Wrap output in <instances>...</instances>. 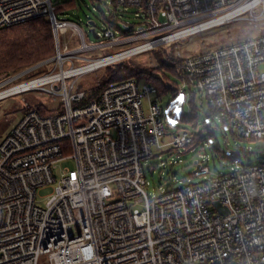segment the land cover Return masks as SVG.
Masks as SVG:
<instances>
[{
  "label": "built area",
  "instance_id": "built-area-1",
  "mask_svg": "<svg viewBox=\"0 0 264 264\" xmlns=\"http://www.w3.org/2000/svg\"><path fill=\"white\" fill-rule=\"evenodd\" d=\"M113 4L114 14L142 9V19L125 21L124 29L104 19L96 24L101 40L89 42L80 23L57 15L54 0H0V28L45 15L58 44L51 72L16 82L28 73L23 70L1 79L0 100L43 88L60 96L63 108L54 114L29 108L0 143V264H264V160L247 161L240 148L229 171L213 173L207 154L195 170L204 179L151 195L144 164L169 128L157 88L129 78L88 97L90 89L68 82L158 44L246 19L256 35L185 56L178 99L203 92L231 131L264 139V0ZM137 41L108 55H82ZM97 61L102 65L92 68ZM193 139L182 128L165 145L185 148ZM67 157L74 167L55 174ZM56 181L45 205L38 204L37 190Z\"/></svg>",
  "mask_w": 264,
  "mask_h": 264
},
{
  "label": "rangeland",
  "instance_id": "rangeland-1",
  "mask_svg": "<svg viewBox=\"0 0 264 264\" xmlns=\"http://www.w3.org/2000/svg\"><path fill=\"white\" fill-rule=\"evenodd\" d=\"M66 1L67 0H60V4ZM74 1L76 4L64 15H61V17L80 23L86 33L87 41L94 42L101 40V38H96L91 32V24L89 21L95 20L98 27H100L102 25V20L110 19V10H112L114 5L112 0ZM138 11L142 13V9L137 7H130L124 12L117 11V14L112 16V21L116 22L122 29H124L125 21L136 23L140 22L142 17L137 15ZM71 33V31H67L65 33V37L71 36ZM257 33L258 32L254 29V23H251L246 19H238L217 27L200 31L196 34H192L173 42L161 43L157 46L162 45L161 48L163 51L161 56L166 60L169 59L171 52L183 58L192 53L251 37ZM71 39L74 44L73 46H77L79 44L77 35H72ZM138 42L139 41L131 42L129 44L119 45L112 48H101L97 51L84 52L82 55L90 58H95L100 55H108L113 51L123 49ZM54 47L57 53L58 44L56 40ZM148 50H151V48ZM56 53L30 67L19 70L21 72L32 68L37 64H41L32 70L27 71H31V73L29 75H25L24 77L22 76L20 79H17L16 82L31 79L33 77H38L51 72L56 65V61L52 59ZM141 59L142 61L147 60V62L151 64L158 63L157 54L142 55ZM45 60L47 61L45 62ZM83 62L84 61H81L79 63ZM105 68V66H101L93 71L68 79V82L70 84L75 80V90L87 91L90 89L92 91V89L97 87L103 79L106 72ZM172 78L173 80L178 81V79L173 75ZM13 83L15 82L13 81L10 84ZM107 86L105 85V87ZM160 99L162 101V105L166 106L168 101L171 99V95L166 94ZM188 100L189 97L185 100V108H187L190 112L191 109H189L190 104ZM179 101L182 102L181 100ZM36 104L45 105L48 109L53 110L52 113H58L63 110L62 107L58 108L59 105L61 106L60 96H54L50 91L43 88L14 94L0 100V143L8 135L12 128L23 118L27 109ZM144 105L145 107L147 106L146 101ZM195 105L200 112V115L196 120V122L198 121L197 125H194L192 122H181L174 117L168 116V112L166 108H164L163 117L167 123L169 121L172 124V127L167 128L166 134L162 139V144L164 145L155 146L153 148L155 153L154 157L146 160L144 164L146 180L148 182L146 189L151 195L158 193L161 189L176 188L181 185L195 183L204 179V175L198 176L195 174L197 167L196 161H202L204 156H207V154L210 155V161L207 162V164L213 173H217L219 171H229L231 169L232 156L240 152V148L245 151V154L243 155L245 160L251 161L252 163H258L264 160V139L255 138L251 140L243 138L239 132L231 131L228 124L225 123L219 115L209 116V98L203 92L197 91ZM204 120H206V123H204ZM208 123L212 125V135L204 128V124L206 125ZM180 126L185 127L192 132H197L199 129H202L206 137L193 147L190 145L185 148H170L171 146H166L165 143L171 139L173 133L182 129ZM70 153L71 151H67L65 154ZM74 165L75 163L73 158H63L58 162L55 174H60L61 170L65 168H72ZM56 184L57 181L40 187L37 190L38 204L45 205L48 196L53 193Z\"/></svg>",
  "mask_w": 264,
  "mask_h": 264
},
{
  "label": "trees",
  "instance_id": "trees-1",
  "mask_svg": "<svg viewBox=\"0 0 264 264\" xmlns=\"http://www.w3.org/2000/svg\"><path fill=\"white\" fill-rule=\"evenodd\" d=\"M113 1L114 0H112V3ZM54 2L57 8V15L59 16L64 15L70 10L71 7L76 4L74 0H71L68 3L62 2L61 4L60 0ZM110 13L111 18L108 19V21L111 22L114 27H120L116 22L112 21L114 12L110 10ZM135 24L136 22H132V25ZM54 45L55 36L52 23L51 20L45 15L20 24L1 27L0 80L14 75L20 72L19 70L30 67L39 61L46 59L47 57L53 56L56 53ZM161 47L162 45L105 65L106 72L103 76V79L97 87L92 89L88 97L97 95L99 92H101L105 85L107 86L108 84L129 78H136L139 81H147L152 83L157 88L159 98L166 94L171 95V99L168 101L167 105H162L163 111L164 108H166L168 116L174 117L181 122H192L194 125H197L198 121L196 122V120L200 115V112L195 105L197 91H191L189 96L188 101L190 104L189 109H191L190 112L187 108H185V100L188 98H185L182 102H180L178 99L180 96V85L185 80V57L182 58L181 56L171 52L169 59L166 60L161 56L163 51ZM146 54H157L158 63L151 64L148 63L147 60L142 61V55L145 56ZM30 73L31 71L24 74L23 77L25 75H29ZM172 75L176 77L178 81L173 80ZM208 98L210 108L209 116L219 115L217 105L210 96H208ZM32 107L38 108L45 114H54L52 113L53 110L48 109L43 104H36ZM60 107L61 106L59 105L58 108ZM204 123H206V120H204ZM168 127H172V124L169 121ZM180 128L185 127L180 126ZM204 128L207 130V132H209V134L212 135V125L210 123L206 125L204 124ZM204 137H206L204 135V131L199 129L197 132H194V139L188 145L193 147L197 143L201 142ZM248 139L252 140L253 138Z\"/></svg>",
  "mask_w": 264,
  "mask_h": 264
},
{
  "label": "water",
  "instance_id": "water-1",
  "mask_svg": "<svg viewBox=\"0 0 264 264\" xmlns=\"http://www.w3.org/2000/svg\"><path fill=\"white\" fill-rule=\"evenodd\" d=\"M89 23L91 24V32L93 33V35H94L96 38H100V35L98 34V31H97V29H96V22H95V20H90ZM42 64H43V63H42ZM39 65H41V64H37V65L33 66L32 68L27 69L26 71L32 70L33 68H35V67H37V66H39ZM196 163H197V167H196V170H197V169H199L200 164L198 163V161H196ZM215 205L218 206V207H220V208H224V207L221 205L220 201H218V200L215 201ZM225 208H226V207H225Z\"/></svg>",
  "mask_w": 264,
  "mask_h": 264
},
{
  "label": "bare ground",
  "instance_id": "bare-ground-1",
  "mask_svg": "<svg viewBox=\"0 0 264 264\" xmlns=\"http://www.w3.org/2000/svg\"><path fill=\"white\" fill-rule=\"evenodd\" d=\"M100 62V63H99ZM102 61H97L96 63H94L93 65H92V68L93 67H97V66H99V65H102V63H101ZM46 82H48V81H43L41 84H44V83H46ZM14 95V94H13ZM2 99H4L3 97H2Z\"/></svg>",
  "mask_w": 264,
  "mask_h": 264
}]
</instances>
